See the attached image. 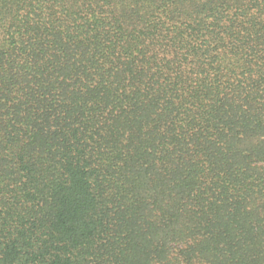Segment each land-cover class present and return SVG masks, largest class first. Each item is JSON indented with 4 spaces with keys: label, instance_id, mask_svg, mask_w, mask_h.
<instances>
[{
    "label": "trees",
    "instance_id": "obj_1",
    "mask_svg": "<svg viewBox=\"0 0 264 264\" xmlns=\"http://www.w3.org/2000/svg\"><path fill=\"white\" fill-rule=\"evenodd\" d=\"M0 264H264V0H0Z\"/></svg>",
    "mask_w": 264,
    "mask_h": 264
}]
</instances>
